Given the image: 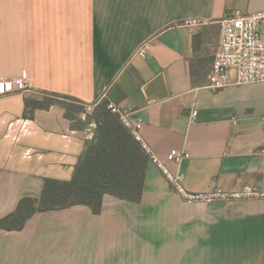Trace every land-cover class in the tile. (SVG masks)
<instances>
[{
    "label": "crops",
    "instance_id": "1",
    "mask_svg": "<svg viewBox=\"0 0 264 264\" xmlns=\"http://www.w3.org/2000/svg\"><path fill=\"white\" fill-rule=\"evenodd\" d=\"M263 7L0 0V79L22 76L34 89L0 95V217L23 196H39L45 177H72L95 130L77 107L102 97L144 121L162 159L173 149L191 153L170 163L188 190L264 186V82L238 84L233 72L228 86L209 87L219 20ZM190 17L208 23L178 24ZM144 43L145 57L137 53ZM139 252L142 264H264V199L188 202L150 161L140 203L106 194L100 214L85 205L50 210L0 233V264H136Z\"/></svg>",
    "mask_w": 264,
    "mask_h": 264
},
{
    "label": "trees",
    "instance_id": "2",
    "mask_svg": "<svg viewBox=\"0 0 264 264\" xmlns=\"http://www.w3.org/2000/svg\"><path fill=\"white\" fill-rule=\"evenodd\" d=\"M107 102L103 101L93 113H86L85 120L95 123L94 136L86 140L72 177H45L39 196H23L12 212L0 217V233L21 231L35 214L50 210L85 205L100 214L106 194L142 202L151 160L118 115L107 108ZM64 106L73 118L74 105ZM77 109L84 112L82 105Z\"/></svg>",
    "mask_w": 264,
    "mask_h": 264
},
{
    "label": "built area",
    "instance_id": "3",
    "mask_svg": "<svg viewBox=\"0 0 264 264\" xmlns=\"http://www.w3.org/2000/svg\"><path fill=\"white\" fill-rule=\"evenodd\" d=\"M206 19L190 17L179 22L186 27H197L207 24ZM221 41L216 52L213 69L209 75V87L222 89L231 83L232 73H236V83L248 84L264 82V7L255 12H246L241 9L219 20ZM149 46L144 43L138 54L145 57ZM29 80L20 76L0 79V95L20 92L28 94L33 91ZM103 97L95 102L81 103L84 111L93 113L103 102ZM107 108L118 115L123 125L130 130L135 139L141 144L145 153L167 178L168 182L185 201L213 202V201H240L247 199H264V186L246 185L242 189L228 191L222 187H215L208 191H190L184 183L182 174L170 168V163L181 164L191 157L189 151L173 149L162 159L146 141L143 135L144 121L134 118L132 111L122 108L115 101L109 99ZM197 111L194 110L192 117ZM264 122V115L262 117ZM236 122V119H234Z\"/></svg>",
    "mask_w": 264,
    "mask_h": 264
},
{
    "label": "rangeland",
    "instance_id": "4",
    "mask_svg": "<svg viewBox=\"0 0 264 264\" xmlns=\"http://www.w3.org/2000/svg\"><path fill=\"white\" fill-rule=\"evenodd\" d=\"M156 248H157V247H156ZM151 250H152L151 253L154 252V250L157 251V249H153V248H152ZM139 256H140V252H139V253H136V257H135V259H137L136 262H135L136 264H142V263H143V262H142V259L145 261L144 258H142V259L140 258V259H139ZM197 263H198V264H208V263H206V261H204V260H202V259L199 260V261H197Z\"/></svg>",
    "mask_w": 264,
    "mask_h": 264
}]
</instances>
